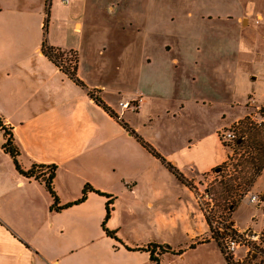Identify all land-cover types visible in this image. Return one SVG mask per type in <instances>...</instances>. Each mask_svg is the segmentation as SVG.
<instances>
[{"label": "crops", "instance_id": "0c3cea01", "mask_svg": "<svg viewBox=\"0 0 264 264\" xmlns=\"http://www.w3.org/2000/svg\"><path fill=\"white\" fill-rule=\"evenodd\" d=\"M251 18L264 20L252 0H0V121L12 134L21 169L55 166L59 207L79 199L84 184L137 199L112 183L120 175L124 182H146L149 198L160 200L175 187L163 181L176 178L132 132L184 178L213 172L229 157L219 131L251 116L257 99L248 88L253 74L240 71L252 44L245 35ZM43 41L76 57L75 76L84 88L43 55ZM91 90L116 118L88 96ZM242 107L241 116L231 117ZM3 146L1 139L0 264H93L97 239L113 240L101 227L106 198L90 192L73 205H95L93 231L64 245L54 217L73 206L51 210L44 185L20 175ZM146 205L154 208L151 199ZM177 206L167 215L157 211V219L196 243L208 232L202 211L191 201ZM235 210L233 227L250 228L235 224Z\"/></svg>", "mask_w": 264, "mask_h": 264}, {"label": "rangeland", "instance_id": "374dc122", "mask_svg": "<svg viewBox=\"0 0 264 264\" xmlns=\"http://www.w3.org/2000/svg\"><path fill=\"white\" fill-rule=\"evenodd\" d=\"M252 1L256 4L257 9L264 13V0ZM254 21V18L250 19V25L245 32L252 44L245 47L246 55L244 59L242 57L240 71L242 75L253 74L252 77L256 80H249L248 88L256 94L259 101L257 99L255 102L251 101L250 109H248L251 117L247 120H241V125L236 130V138L238 142H242L241 145L231 148L225 147L226 151L229 152V159L225 164L218 167V172H210L193 179L185 178L188 186L177 179L175 183H171V181L168 183L167 180H164L163 182H166L168 186L173 184L175 187L170 189L169 194L167 193L168 190L162 193L160 200L154 199L153 196L149 198L152 194L145 192L147 189L146 182L140 180H126L124 182L121 179H125V177L117 173L120 176L115 177L112 183L115 184L118 181V184L124 186L126 190L136 194L137 199L120 193H117L119 197L112 195V213H110L109 221L106 222V228L115 232L118 240L113 239L108 242L97 239L95 242L97 252L93 264H150L148 257L145 255L129 253L131 252L129 249H134L136 246L142 247L147 243L165 244L171 247L172 250L183 251L180 256L171 253L162 255L159 264H226L217 241L212 238V236L217 238V234L210 223L218 219L230 221L232 212L228 211L229 205L240 198L233 214L235 224L240 229L248 226L254 231H261L264 228V207L249 203L247 198L249 194L255 193L256 188H264V177L256 178L249 191L242 195L244 190L248 188H246V182L255 174L254 162L256 161L254 159L259 156L255 147L264 142V134L256 124L264 120V80L262 79V75H264V57L261 56L264 55V20L258 21V23ZM255 52L261 56L256 60L254 57L252 58ZM66 58L68 59L70 56L67 55ZM262 96L263 99L260 101ZM240 99L241 103H244L245 97ZM243 113V107L240 110L235 109L231 117L241 116ZM233 126H235V123L227 129H231ZM255 183L256 188H253ZM85 186H89V184H84L83 188ZM83 188L80 192L81 195ZM229 189H231L230 192H228ZM149 199L154 202L153 209L146 205V201ZM189 201L197 204L208 225V232L195 239V242L199 243L198 245L191 241L190 237L182 235L179 229L175 233L169 231L161 222L163 220L160 215L159 220L157 219V211L159 214L161 212V216L167 215L168 210L177 209L178 204L181 202L188 203ZM105 203L101 207L103 220L105 217ZM96 213L97 208L89 201L84 205L73 206L59 216L54 217L55 226L63 232L64 245L70 244L71 240L78 241L81 236L89 235L93 231V219ZM83 221L87 224L82 225ZM157 221L161 222L160 225ZM158 226L160 231L157 230ZM99 230L101 231L100 226ZM96 232L98 233V229H96ZM263 245L264 242L260 248L262 258L264 254ZM242 254L241 249L236 252L237 256H242ZM259 260H261V257L255 256L253 259L247 258L242 264H255Z\"/></svg>", "mask_w": 264, "mask_h": 264}, {"label": "trees", "instance_id": "16d2710c", "mask_svg": "<svg viewBox=\"0 0 264 264\" xmlns=\"http://www.w3.org/2000/svg\"><path fill=\"white\" fill-rule=\"evenodd\" d=\"M48 4H49V0H48ZM48 6L47 5V9H46V13L48 14ZM43 29L44 32L46 30V21L45 24L43 25ZM41 51L43 53V55L45 57H47L49 60H51L57 67H59V69L66 74L75 84L79 85L80 87L84 88V85L76 78L75 76V70H76V57L72 56L70 58H66L67 53L61 52L58 49H55L51 46L46 45V41L42 42V47H41ZM75 58V59H73ZM67 64V65H66ZM97 90H91V91H87L88 96L93 99L95 101V103L97 105H99L101 108H103V110L105 112H107L110 116L116 118V116L113 114V112L102 102V100L100 99V97L98 95H96ZM249 119L248 117H246L244 120ZM241 125V123H239ZM239 125V126H240ZM123 126L127 128V126H125L123 124ZM0 130L2 132V139L4 140V146L3 149L5 152H7L15 165V169L16 171L22 175L23 177L27 178V179H33L41 184L44 185V188L46 189V191L48 192L49 196L52 199V205L50 207L51 210L53 211H62L64 209H67L73 205H78L81 204L85 201L87 193H95L96 195L105 197L106 203H105V217L104 220L102 221L101 227L103 229V231L105 232V235L111 239L114 240H118L115 236V232L113 231H109L106 228V222L109 219L110 213L112 211L111 206H112V198L111 196L105 195L103 193H100L94 189H92L90 186H85L83 188L82 191V195L79 199H77L76 201L66 204L64 206H58V199L57 196L55 194V191L53 189V180L55 177V170L56 167L55 166H46V165H39V164H33L30 169L28 170H23L21 169L17 157L19 156V151L18 148L14 145L13 142V138H12V134L10 133V130L8 128L5 127V125H3V123L0 121ZM260 131H262V133L264 134L263 130L260 128ZM133 136L135 137L136 141L141 144L153 157H155L157 160L160 161V163H162L165 168L178 180L180 181L182 184L188 186V183L186 181V179L183 177V175L181 173L178 172V170L171 165L169 162H167L161 155H159L151 146H149L145 141H143L139 136H137L135 133H132ZM242 142H236V146H240ZM256 144V143H255ZM255 149L257 150L259 156L258 158L254 159L256 162H254V166H255V174L249 178V180L246 182V188L244 190V194H246V192L249 191V188L252 187L254 181L256 180V178H258L262 172V170L264 169V142L263 144H258ZM229 159V157H228ZM218 168L214 169L213 172H215ZM231 189L228 190V192H230ZM241 199V198H240ZM239 200H235L234 202H232L229 205L228 211L229 212H233L235 210V208L237 207L238 203L240 202ZM231 223V222H230ZM211 224V223H210ZM232 225V224H231ZM213 231V229H212ZM211 231V232H212ZM213 234V232H212ZM214 235V234H213ZM212 238H214L213 240L217 241V244L219 246L220 252L222 253L226 264H230V260L229 258H227L222 249L221 246L218 242V235L217 238H215L214 236H212ZM131 251H138V252H144L147 253L149 255V262L150 264H159L160 261V257L164 254L167 253H171L173 255H178L180 256L183 251L182 250H172L171 247H169L168 245L165 244H157V243H148L145 246L142 247H138V248H134V249H129ZM262 264H264V254H263V259H262Z\"/></svg>", "mask_w": 264, "mask_h": 264}, {"label": "built area", "instance_id": "2783aa9c", "mask_svg": "<svg viewBox=\"0 0 264 264\" xmlns=\"http://www.w3.org/2000/svg\"><path fill=\"white\" fill-rule=\"evenodd\" d=\"M67 4L69 0H62ZM123 108L127 107V104L122 105ZM246 117H251L247 115ZM245 117V118H246ZM244 118V119H245ZM240 122L235 123V126L231 129H224L219 131L218 138L220 143L224 147L236 146V130L239 127ZM264 132V120L256 123ZM2 139V132L0 130V140ZM249 203H254L257 206L264 207V192L254 193L247 196ZM211 227L218 235V241L224 255L229 258L230 264H242L247 258L253 259V257H261V260L255 264H262V256L260 252L261 244L264 242V231L255 232L250 228L240 231L235 229L231 225L230 221L224 219H218L211 222ZM242 250V256H237L236 252Z\"/></svg>", "mask_w": 264, "mask_h": 264}, {"label": "water", "instance_id": "95a60500", "mask_svg": "<svg viewBox=\"0 0 264 264\" xmlns=\"http://www.w3.org/2000/svg\"><path fill=\"white\" fill-rule=\"evenodd\" d=\"M218 172V170H216Z\"/></svg>", "mask_w": 264, "mask_h": 264}]
</instances>
